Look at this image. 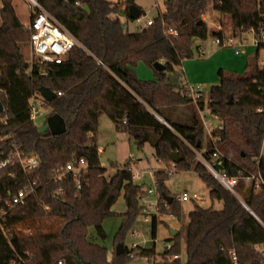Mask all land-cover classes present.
Returning a JSON list of instances; mask_svg holds the SVG:
<instances>
[{
    "label": "trees",
    "instance_id": "1",
    "mask_svg": "<svg viewBox=\"0 0 264 264\" xmlns=\"http://www.w3.org/2000/svg\"><path fill=\"white\" fill-rule=\"evenodd\" d=\"M37 1L81 47L74 48L62 64H31L25 55L30 31L18 19L13 0H0V102L4 109L0 133L9 137L6 143L18 145L41 161L28 175L15 171L14 176H0V197L4 203L25 184L38 180L40 188L24 206L12 211L8 225L52 221L58 225L53 232L0 236V264H77V253L86 264H128L130 255L148 258L149 264H182L181 232L169 240L174 242L171 250L160 255L124 245L148 193L134 184L128 164L122 168L112 165L115 174L106 176L96 141L102 115L139 149L150 145L159 162L172 161L171 154L177 153L181 159L175 164L177 172L194 171L209 189L211 201L223 203L222 211L196 207L189 213L185 264H230L233 253L236 264H264V65L260 67L257 61L264 43L257 47L243 74L219 71L220 81L210 89L207 107L221 126L210 138L201 118L206 98L202 93L199 100H193L183 71L184 62L194 58V49L200 51L196 41L208 38L204 16L211 5L223 27V32L214 31V38L229 34L240 39L250 32L264 34V0H166L165 11L153 25L137 33H130L118 19L135 0ZM85 5L90 13L83 10ZM170 28L176 37L167 35ZM140 63L153 70L155 81L138 78ZM156 63L163 64L165 70H154ZM41 87L57 94L45 106L64 119L67 131L62 136L40 134L30 117V100ZM0 147L1 160L8 147ZM214 151L221 154L218 171L239 178L261 176L260 190L250 189L243 200L246 208L197 162L196 152L209 160ZM78 159L88 165L80 177L81 189L73 176L55 185L53 170ZM169 177L164 172L155 175L156 195L161 201L158 215L180 221L183 212L168 191ZM60 188L64 195L56 197ZM121 194L126 213L115 248L123 245L125 254L114 252L109 261L108 249L98 241L107 239L103 221L114 215L112 208ZM163 194L173 198L171 204L163 200ZM157 225L158 216H153L154 239ZM90 230L95 231L94 236Z\"/></svg>",
    "mask_w": 264,
    "mask_h": 264
},
{
    "label": "rangeland",
    "instance_id": "2",
    "mask_svg": "<svg viewBox=\"0 0 264 264\" xmlns=\"http://www.w3.org/2000/svg\"><path fill=\"white\" fill-rule=\"evenodd\" d=\"M112 3L121 2L123 0H106ZM165 2L166 0H136V5L141 9L142 15L136 20L132 21L128 18L118 16L121 24L130 32L137 33L141 29L146 27V22L148 20L156 19L160 14L165 11ZM13 7L15 9L16 15L21 23L28 27L31 23L30 20V6L25 0H13ZM2 5L0 3V10ZM206 22L209 27V34L206 41H196L195 47L203 46V48H208L214 42L213 33L215 31V27L219 25V14L214 11L213 6L211 5L208 8L207 14L204 16ZM0 26H1V16H0ZM223 28V27H222ZM229 31V28L226 29ZM246 40L249 41L250 44L253 42V36L250 33L245 34ZM229 49V48H226ZM231 50H234L232 48ZM241 53L243 50L238 49ZM195 56L192 59H188L185 62L194 63L201 62L206 59L207 54L202 55L200 51L194 49ZM27 60L29 62L34 63V59L32 58V53L30 48L25 53ZM256 55V50L255 54ZM264 56V50L259 51L258 55V64L262 66V58ZM143 68L149 70L154 74L153 70L142 64ZM186 64H183L184 78L188 81L187 73H186ZM137 71V69H136ZM138 74V72H137ZM198 77L204 81L205 85H199L203 89V93L205 94L206 101L208 100L209 91L213 86H216L218 83H212L211 79L206 72H199ZM217 77L220 81V78ZM155 78V75H154ZM141 80V79H140ZM147 81V80H141ZM150 81V80H149ZM196 85L195 87H197ZM187 92L190 93V87H187ZM37 108L39 110V116L35 119L34 124L37 127L42 126L48 117L52 115V109L46 106H40L37 104ZM201 118L205 123L206 131L215 129L218 127V120L212 116L209 108H206L204 112L201 113ZM164 123V122H162ZM96 141L98 149L101 148L102 152L99 154L101 165L107 169L106 176L110 177L115 174V170L112 169V165H117L119 168L124 167L125 164H128L132 169V174L138 173L140 175L139 178H135L134 184L142 187L144 191H148L150 189H156L155 185V175L158 172H164L170 175L169 179L166 182V186L168 188L169 193L172 197L177 200L183 195L188 194L189 196L197 195L200 200L194 201H186L181 202V209L183 212L182 219L179 221L175 217L171 216H159L157 215L156 203L159 205L161 203L158 200L157 195H148L145 197L141 204L143 206V211L141 215L137 218L132 228L127 232L124 245L127 248H131L133 245L139 246L142 249L146 250H154L155 255H160L165 252L167 245H174V242H170L172 239L171 232L179 231L182 233L181 238V254L180 259L181 263L185 264L187 261L186 255V247L184 240L185 228L189 220V213L194 211L196 207H200L203 209L213 208L215 211L223 210L222 202H212L209 195V189L205 185V183L201 180V178L194 171L188 172H177L176 165L172 162H158L155 157L154 149L150 145H145L142 149H139L133 140L129 138L125 133L117 132L114 124L109 119L107 115H102L99 121V128L96 134ZM262 156L264 157V145L262 148ZM197 157V162L198 156ZM154 174V178H153ZM237 194L241 200H244L247 196H245V186L242 182L239 187L236 188ZM249 194V191H248ZM179 203V201H178ZM157 205V208H158ZM114 215L112 217L106 218L103 221V228L107 234V239L104 242L98 241L99 244L103 245L108 249V252L111 254L115 252V244H116V236L119 233L123 223H124V214L126 213V204L124 201V196L121 194L118 202L115 204L112 209ZM148 216V221H146L145 216ZM153 216H158V225L156 231V238L152 237V228L151 223ZM32 227H39L42 232H53L57 227V222H29ZM90 234L94 236L95 231L90 230ZM112 259V258H111ZM111 259L108 260L111 261ZM154 261V260H152ZM155 261L160 262V258H155ZM150 260L144 257H137L135 259H131L128 264H149Z\"/></svg>",
    "mask_w": 264,
    "mask_h": 264
},
{
    "label": "built area",
    "instance_id": "3",
    "mask_svg": "<svg viewBox=\"0 0 264 264\" xmlns=\"http://www.w3.org/2000/svg\"><path fill=\"white\" fill-rule=\"evenodd\" d=\"M31 10L30 20L31 23L27 28L30 31V50L32 53V58L34 63L31 64H62L74 48L81 47L79 41L67 30H65L41 5L37 0H25ZM154 20H148L146 22V27L152 26ZM216 32H223L222 26L219 24L215 27ZM253 36V45L258 47L260 44L264 43V34L260 36L256 35L254 32H250ZM167 35L177 36L174 29L170 28L167 30ZM247 40L245 35L240 39L232 38L229 34L223 38L215 37L214 44L218 48H234L235 52L239 54L240 51L237 50L238 47H243ZM262 65H264V56L262 58ZM190 87V86H189ZM38 93V92H37ZM190 93L193 100L196 102L201 98L202 88L190 87ZM58 95H61L59 93ZM37 104L40 106H45L46 102L40 97L39 93L35 94L30 100V117L33 121L39 116V110ZM162 121V120H161ZM2 123L6 124V120H2ZM9 137H4L0 133V145L7 148V151H3L0 160V176H14L15 171L21 174L28 175L30 172L36 171L41 164L40 158L34 154H25L22 149L11 143H6ZM1 149V147H0ZM99 154L102 150L98 149ZM199 162L208 170L212 177L217 180L227 191L236 196L240 202L244 205L243 200H241L237 194L236 188L244 183L245 189L258 191L263 183L261 176H250V177H232L226 172H220L216 169V166L222 165L221 154L219 151H214L210 159L207 160L202 153L196 152ZM88 169L87 162L84 159L74 160L67 164L65 167L57 168L53 170L52 181L55 185H60L69 176H73L76 180L78 189H81L80 177L83 176ZM138 173L133 175V179L139 178ZM154 178V174H153ZM40 184L38 180L28 182L22 188L18 189L6 202H2L0 197V236L8 238L10 232H13L17 236H29L35 233H41L39 227H32L29 222L20 223L17 225L9 226L8 219L12 211H14L19 206H24L28 199L34 195ZM148 195H154L156 189H150L147 191ZM64 195V189L60 188L55 192L56 197ZM198 201L200 198L197 195L189 196L188 194H183L178 201ZM156 203V210L158 215V208ZM245 206V205H244ZM246 208V206H245ZM146 221H148V216H145ZM139 246L133 245L130 249H136ZM172 245L166 246V251H170ZM133 259L134 255H130ZM175 256L174 259H178ZM230 264H236L235 254H231L229 257ZM12 264H16L13 262ZM59 264H62L60 262Z\"/></svg>",
    "mask_w": 264,
    "mask_h": 264
},
{
    "label": "crops",
    "instance_id": "4",
    "mask_svg": "<svg viewBox=\"0 0 264 264\" xmlns=\"http://www.w3.org/2000/svg\"><path fill=\"white\" fill-rule=\"evenodd\" d=\"M133 4L136 5V0L134 1ZM240 48L243 51L237 54L236 52L231 50L232 48H229V49L218 48L214 44V42H212V44L208 46L207 49L203 48V46H200V53L202 55L207 54V57L205 60L201 62H194V63L184 62L186 64L185 68H186V73H187V78H188V81H186L185 79L186 83L190 87H195L196 85L198 86L205 85L206 83L202 81L200 77H198L199 72H206V74L209 76L208 78H210L211 82L214 84L219 82V79L217 77V72L219 73L220 70H225L230 73L243 74L246 71L248 61L254 57L255 50L257 53V47L253 45V42L252 44H250L249 41L247 40L246 44L243 47L242 46L238 47V49ZM141 65L142 63H140L138 67L136 68L137 69L136 73L138 72L137 74L138 78L141 80L155 81L154 74H152L151 72H148L149 70H146V68H143V66ZM202 92H203V89H202ZM203 95L205 98L204 93ZM205 103H206V106H205V109H206L208 108L207 101H205ZM214 118L218 120L217 117L214 116ZM220 126L221 125L219 122L217 128L206 131L209 138H210L211 133L214 130L220 128ZM263 145H264V142H263ZM99 150H102V149L99 148ZM245 192H246L245 196H247L248 190L245 189ZM112 255L113 253L112 254L110 252L108 253L109 260L112 258Z\"/></svg>",
    "mask_w": 264,
    "mask_h": 264
},
{
    "label": "water",
    "instance_id": "5",
    "mask_svg": "<svg viewBox=\"0 0 264 264\" xmlns=\"http://www.w3.org/2000/svg\"><path fill=\"white\" fill-rule=\"evenodd\" d=\"M83 10L87 13H90L87 5H85L83 7ZM141 15H142V11L137 5H130L127 11L124 10L120 14L121 17L128 18L132 21L138 20L141 17ZM153 68H154V70H156L158 72H163L165 70V66L161 63L154 64ZM38 93H39L40 97L46 103H52L57 98V94L47 87H41L38 90ZM3 110H4L3 104L0 102V112H3ZM161 122H163V121H161ZM38 131L40 134L50 133L52 136H62L63 134L66 133L67 128H66V123H65L64 119L61 116H59L58 114H53L50 117H48V119L46 120V122L42 126L38 127ZM170 157H171V160L174 164H178L181 161V159L177 153H172ZM162 197H163V200L167 204H171L173 201V198L171 196H167L166 194H163ZM177 233H178V231H172L171 232L172 237H175L177 235ZM115 253L117 256L124 255L125 254V247L123 245H118L116 247ZM76 257H77V264H86L83 262L82 258L80 257V255L78 253L76 254Z\"/></svg>",
    "mask_w": 264,
    "mask_h": 264
}]
</instances>
